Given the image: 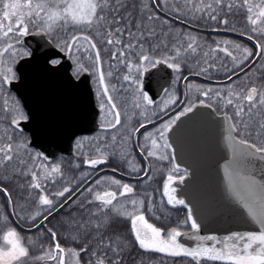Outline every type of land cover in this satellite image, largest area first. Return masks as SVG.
Listing matches in <instances>:
<instances>
[{"label": "snow or ice", "instance_id": "snow-or-ice-1", "mask_svg": "<svg viewBox=\"0 0 264 264\" xmlns=\"http://www.w3.org/2000/svg\"><path fill=\"white\" fill-rule=\"evenodd\" d=\"M201 27L247 41L202 44ZM159 72L170 79L153 93L146 81ZM49 80L70 108L53 113ZM201 109L216 126L199 154L216 173L203 189L254 230L204 232L186 198L194 172L173 137ZM164 162L162 197L186 209L175 226L152 222V195L140 191ZM109 166L120 178L102 174ZM0 195V264H137V248L189 264H264V0H0Z\"/></svg>", "mask_w": 264, "mask_h": 264}, {"label": "water", "instance_id": "water-1", "mask_svg": "<svg viewBox=\"0 0 264 264\" xmlns=\"http://www.w3.org/2000/svg\"><path fill=\"white\" fill-rule=\"evenodd\" d=\"M195 31V29L193 30ZM200 33L207 34H225L235 36L247 41L246 37H240L239 33H233L225 29H219V31H212L211 28L205 29L201 27ZM198 81L205 82L202 77H192ZM170 77L166 72L154 73L146 83L152 89L153 93L160 92L161 86H167V81ZM185 81L182 80V89ZM42 88L51 104L53 113L56 114L62 110H66L73 104V99L64 94L61 90L58 82L54 80L44 81ZM159 98V97H158ZM190 119L185 120V123L177 130L173 139L176 140L177 156L178 160L184 165L191 167L194 172V176L186 182L187 186L184 187V193L186 198L193 206V212L198 218V221L204 225V232L215 231L223 235L227 230H254L241 210L238 208L218 207L215 203L213 196L207 193L202 186L204 178L210 175L215 180V168L214 165H210L205 168L199 159L201 148L205 141H213L215 137L216 126L207 117V110L201 109L195 115L190 114ZM89 128L92 125H88ZM89 134V133H84ZM61 148L66 149L63 154L68 157L71 154L69 145L65 142L60 145ZM59 155L60 152L58 151ZM217 155L219 153L217 152ZM111 173L117 176H121L119 171L113 172L111 168H105L103 173ZM162 184L160 187V194L162 197ZM162 200L166 207L170 209H177L171 205H168L166 198L162 197ZM179 209H183L186 215V209L182 206ZM8 211H12V205H8ZM12 221H16L14 216H10ZM25 232H32L28 230L27 226H24ZM183 240V238H181Z\"/></svg>", "mask_w": 264, "mask_h": 264}, {"label": "trees", "instance_id": "trees-1", "mask_svg": "<svg viewBox=\"0 0 264 264\" xmlns=\"http://www.w3.org/2000/svg\"><path fill=\"white\" fill-rule=\"evenodd\" d=\"M233 22L235 23L236 27L238 29H240V31L242 32L244 30V27L247 26V21H246V14L245 13H240L238 14L237 17L233 18ZM180 25H177V27H179ZM211 28V27H209ZM223 29V28H221ZM193 34L194 35H198V36H201L203 37V39L201 40V43L202 44H212L213 40L216 39V38H219V37H223V35H214V34H204V33H198V32H195L193 31ZM205 51L207 50L206 48L204 49ZM192 68L195 69V63L193 62L192 63ZM130 100V99H129ZM76 159L73 155H70L68 156L67 158H65V162H64V167H65V171H66V174L71 177L72 175H78L79 172L78 171H73L75 169V166H76ZM83 167V166H82ZM111 167V166H109ZM112 168V167H111ZM112 176V175H110ZM160 181L158 182V185H157V189L160 187ZM152 185L153 182H152ZM149 191L148 192H152V193H156L155 191V187L154 188H149L148 189ZM140 191H143L145 192V190H140ZM156 206L157 208V214H158V217L160 219H153L152 217H149L151 219L152 222L154 223H157L158 225L163 222V223H167L169 226H175V223L178 219H183L184 216H185V212L182 210V209H169L167 207L164 206V204L162 203V201H160L159 199L156 200V202H154V207ZM63 215V213H62ZM59 219V218H58ZM53 223H56V221H53ZM124 231H126V229H122ZM25 235H28V234H25ZM30 235H34V233H31ZM37 248H32L31 251H32V255L34 253V251H36V255L39 256L41 255V250L39 248V244H35ZM138 253V249H136L135 253L133 254H136ZM35 255V254H34ZM149 255H157V254H153V253H149ZM135 257V259H139L140 258L144 261L143 263L144 264H177V263H174L176 260H172L171 257ZM30 264H31V261H30ZM37 264H47V262L45 261H39L37 262Z\"/></svg>", "mask_w": 264, "mask_h": 264}, {"label": "rangeland", "instance_id": "rangeland-1", "mask_svg": "<svg viewBox=\"0 0 264 264\" xmlns=\"http://www.w3.org/2000/svg\"><path fill=\"white\" fill-rule=\"evenodd\" d=\"M250 2L253 3V4H259L261 2V0H250ZM222 38H228V37H222ZM218 39H221V37H219ZM216 40H217V38H216ZM198 82H200V81H198ZM261 82L262 81H260V80H257L256 81L257 84H259ZM130 102L131 101L129 100V103ZM256 119L258 120L259 117H257ZM253 136H255V132H253ZM85 151H87V148H85ZM155 167H157V169H158L157 173L155 174V176H154V178L152 180L145 181V184L147 185V187H145L143 189V190H145V192L150 193L152 195V202H153L152 211L146 212V215H148L149 217H152L153 219H155V218L158 217L157 208H156V206L154 207V202H156V200L159 199L164 204V202H163V200H162V198L160 196L159 188L157 189V185H158V182L159 181L161 182L162 179L163 178H166V175H167L166 171L164 170V168L166 167V162H164V164H162V165H156ZM103 175L110 176L109 174H103ZM152 182L155 185V190H156L155 191L156 192L155 194L152 193L153 191L152 192L151 191L148 192L149 191L148 189L151 188L150 185L152 184ZM0 209H3V207L0 206ZM1 225H3V223H0V226ZM22 234L25 235L24 233H22ZM28 235H30V234H28ZM35 244H37V242L33 241V247L34 248H37ZM149 253H153V252H150V251L149 252H146L144 250L138 249V253L133 254V255H134V257H154L155 256V255L154 256L153 255H149ZM153 254H157L155 257H169V256H166L165 254H160V253H153ZM33 255L34 256H37L36 255V251H34ZM171 258H172V260H174V259L176 260L174 263H177V264H189L188 258H181V257H177V258L171 257ZM135 260H136L137 264H144L143 263L144 261L141 258H140V260L139 259H135ZM29 264H30V262H29Z\"/></svg>", "mask_w": 264, "mask_h": 264}, {"label": "flooded vegetation", "instance_id": "flooded-vegetation-1", "mask_svg": "<svg viewBox=\"0 0 264 264\" xmlns=\"http://www.w3.org/2000/svg\"><path fill=\"white\" fill-rule=\"evenodd\" d=\"M238 33V32H237ZM214 35H223V37H228V38H232V39H241V38H238V37H235V36H231V35H225V34H214ZM218 39V38H217ZM216 40V39H214ZM246 41V40H245ZM179 87L182 89V80L179 82ZM106 168H109V167H106ZM111 168V167H110ZM110 175H114V174H110ZM117 178H119V176L116 175ZM164 179V178H163ZM162 179V180H163ZM162 182V181H161ZM161 184V183H160ZM151 188H154L155 185H150ZM160 189V187H159ZM160 191V190H159ZM4 200H5V197L3 195H0V206L1 207H4ZM7 211H8V208H7ZM9 212V211H8ZM15 219L17 220V218L15 217ZM11 220V219H10ZM24 226H27V225H24ZM28 227V226H27ZM5 230V225H1L0 226V235H2L3 231ZM24 234H31V233H34L33 231L32 232H23Z\"/></svg>", "mask_w": 264, "mask_h": 264}]
</instances>
